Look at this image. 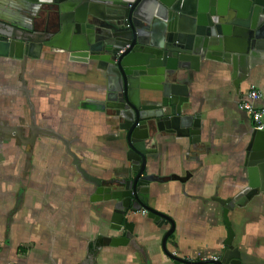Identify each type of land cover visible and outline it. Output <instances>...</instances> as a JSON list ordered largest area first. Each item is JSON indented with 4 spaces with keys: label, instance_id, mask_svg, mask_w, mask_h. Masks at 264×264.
Returning <instances> with one entry per match:
<instances>
[{
    "label": "crops",
    "instance_id": "obj_1",
    "mask_svg": "<svg viewBox=\"0 0 264 264\" xmlns=\"http://www.w3.org/2000/svg\"><path fill=\"white\" fill-rule=\"evenodd\" d=\"M8 7L0 3V14ZM186 108L200 114V141L160 133L150 141L146 172L165 182L150 185L149 205L175 221L168 250L189 262L216 256L228 238L224 207L248 185L246 148L255 131L239 108L251 87L262 93L264 59L241 82L239 93L228 65L206 61L183 71ZM104 73L60 49L39 59L0 57V264H174L162 250L170 225L158 227L146 213L131 214L133 244L97 241L109 230L111 204L74 165L73 153L91 176H126L125 133L111 112L85 108L104 101ZM233 245L250 264H264V194L229 212ZM102 239V238H101Z\"/></svg>",
    "mask_w": 264,
    "mask_h": 264
},
{
    "label": "water",
    "instance_id": "obj_2",
    "mask_svg": "<svg viewBox=\"0 0 264 264\" xmlns=\"http://www.w3.org/2000/svg\"><path fill=\"white\" fill-rule=\"evenodd\" d=\"M0 57L39 59L45 48L79 55L104 73V101L85 108L111 112L125 133L126 176L103 181L88 174L69 152L82 177L97 188L96 199L111 204L109 230L102 243H134L131 214L146 213L155 225H170L162 250L174 264H250L252 258L233 245L229 212L259 193L264 194V131L255 130L246 148L247 187L224 207L228 238L216 256L189 262L168 250L175 232L172 217L149 205L146 174L149 142L160 133L200 141V114L188 105L189 88L180 83L183 71L198 72L203 62L230 66L234 86L247 80L264 59V0H0ZM148 181V182H146Z\"/></svg>",
    "mask_w": 264,
    "mask_h": 264
},
{
    "label": "built area",
    "instance_id": "obj_3",
    "mask_svg": "<svg viewBox=\"0 0 264 264\" xmlns=\"http://www.w3.org/2000/svg\"><path fill=\"white\" fill-rule=\"evenodd\" d=\"M262 93L255 87H251L239 104L240 110L244 111L253 121L255 130L264 131V110L257 107Z\"/></svg>",
    "mask_w": 264,
    "mask_h": 264
},
{
    "label": "flooded vegetation",
    "instance_id": "obj_4",
    "mask_svg": "<svg viewBox=\"0 0 264 264\" xmlns=\"http://www.w3.org/2000/svg\"><path fill=\"white\" fill-rule=\"evenodd\" d=\"M146 174H147V172H146ZM147 175H149V174H147ZM151 176H153V177L156 179V181H160L161 183H162V182H165L163 178H160V177L155 176V175H151ZM146 182H148V181H146ZM149 183H150V184H148V185L150 186V185H151L152 183H154V182H153V181H149ZM149 196H150V192H149Z\"/></svg>",
    "mask_w": 264,
    "mask_h": 264
}]
</instances>
